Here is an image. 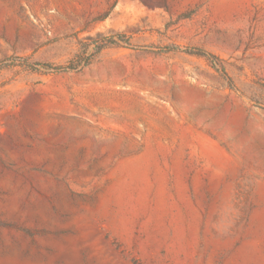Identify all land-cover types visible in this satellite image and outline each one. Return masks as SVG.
Instances as JSON below:
<instances>
[{"label":"rangeland","instance_id":"1","mask_svg":"<svg viewBox=\"0 0 264 264\" xmlns=\"http://www.w3.org/2000/svg\"><path fill=\"white\" fill-rule=\"evenodd\" d=\"M0 264H264V0H0Z\"/></svg>","mask_w":264,"mask_h":264},{"label":"trees","instance_id":"2","mask_svg":"<svg viewBox=\"0 0 264 264\" xmlns=\"http://www.w3.org/2000/svg\"><path fill=\"white\" fill-rule=\"evenodd\" d=\"M186 51H188V50H186ZM195 55H198V56H204V54L203 53H201V52H198L197 54H195ZM209 57H213V56H209ZM42 67H49V66H47V65H42ZM224 76H225V74H224V72L222 71L221 72Z\"/></svg>","mask_w":264,"mask_h":264}]
</instances>
